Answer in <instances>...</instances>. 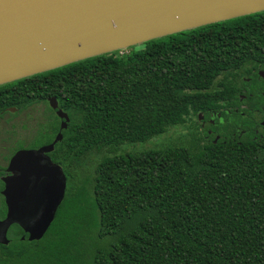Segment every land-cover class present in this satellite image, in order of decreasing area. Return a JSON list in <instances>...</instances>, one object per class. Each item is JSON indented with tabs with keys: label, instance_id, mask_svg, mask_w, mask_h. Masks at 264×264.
I'll list each match as a JSON object with an SVG mask.
<instances>
[{
	"label": "trees",
	"instance_id": "obj_1",
	"mask_svg": "<svg viewBox=\"0 0 264 264\" xmlns=\"http://www.w3.org/2000/svg\"><path fill=\"white\" fill-rule=\"evenodd\" d=\"M143 46L0 87V117L34 91L57 98L71 121L56 160L68 144L72 167L48 232L29 241L14 225L0 264H264V139L121 151L207 120L245 71L264 67V12ZM103 151L87 197L74 168Z\"/></svg>",
	"mask_w": 264,
	"mask_h": 264
},
{
	"label": "water",
	"instance_id": "obj_2",
	"mask_svg": "<svg viewBox=\"0 0 264 264\" xmlns=\"http://www.w3.org/2000/svg\"><path fill=\"white\" fill-rule=\"evenodd\" d=\"M264 12V0H0V87L90 58L124 52L152 40ZM264 75V73H263ZM57 108V100L51 101ZM60 118L70 121L59 110ZM53 144L38 153L52 151ZM19 151L4 179L7 217L0 220V243L19 224L41 240L64 199L66 177L51 160ZM35 174V196L31 178ZM26 194L23 199V194ZM23 199V201L21 200ZM45 205L32 228L30 215ZM25 239V238H23Z\"/></svg>",
	"mask_w": 264,
	"mask_h": 264
},
{
	"label": "flooded vegetation",
	"instance_id": "obj_3",
	"mask_svg": "<svg viewBox=\"0 0 264 264\" xmlns=\"http://www.w3.org/2000/svg\"><path fill=\"white\" fill-rule=\"evenodd\" d=\"M248 71H245V76L243 75L237 80L232 95L227 93L221 103H217L208 108L211 115L207 120L205 117L193 120L192 123L196 125V130L193 133L194 139H201V135L204 139H215L214 142L220 139H264V67L260 66L250 72ZM53 99L57 100L55 97L42 98L40 94H35L34 91L31 104L11 106L2 112L0 117V199L3 202L2 211H4V215H0L1 221L6 219L8 212L6 199L3 195V191L6 187L4 179L19 175L9 170L12 158L19 151H33L34 171L35 152L41 165H46V163L51 160L54 165L59 166L66 177V191L57 212L66 198L70 176L72 174L69 145H65L63 150V164L56 160V145L63 139H69V124L71 120L67 122L66 128H62V124L66 122V119L59 117V110H61L63 114H66L69 119L70 116L68 112L61 108L58 100V107L56 109L53 108L51 104ZM59 135H61L60 139L62 140L55 144L52 151L43 150L40 153L37 152L43 147L49 148ZM44 138L52 140L41 146L36 144V139ZM10 139H23V141L29 139L31 145H22L10 153L7 149ZM31 183L35 196V174L31 178ZM25 196L26 194L24 193L23 199ZM23 199L21 200L23 201ZM44 212L45 205L40 210H37V212L35 211L34 214L30 215L32 226L28 228H32L42 219L44 217ZM2 213L3 212H1V214ZM14 225L21 228L24 234L22 239H26L27 236L29 240L30 233L27 232L25 228L19 224H12L6 232V241L10 242Z\"/></svg>",
	"mask_w": 264,
	"mask_h": 264
},
{
	"label": "rangeland",
	"instance_id": "obj_4",
	"mask_svg": "<svg viewBox=\"0 0 264 264\" xmlns=\"http://www.w3.org/2000/svg\"><path fill=\"white\" fill-rule=\"evenodd\" d=\"M144 48V46H138L131 48L133 50H141ZM130 50V49H129ZM196 130V125L195 123H187L185 126L177 127L171 129L168 133H165L164 135H160L158 137H155L153 139H150L145 142L137 143L135 145H129L126 147H123L121 151L123 152H136L140 153L143 151H148V150H156V149H162L167 146L171 145H186L188 144L193 137V133ZM52 139H36L35 142L36 144L41 146L44 145L45 143H48ZM31 145L30 140H25L23 139H10L9 144H8V152L14 151L16 148L22 146V145ZM109 153L106 151H103V153H98L94 152L89 158L84 159L81 164L76 168H74V178L76 180V184L79 187H82L83 190L85 191L86 196H90L93 193V178H94V170L95 166L105 154ZM3 208V202L0 199V215ZM89 237L94 238V241L90 242H95L97 240V234L96 233H90Z\"/></svg>",
	"mask_w": 264,
	"mask_h": 264
}]
</instances>
